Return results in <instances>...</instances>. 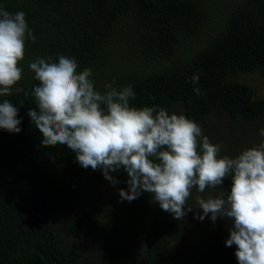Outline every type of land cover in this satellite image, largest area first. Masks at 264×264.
I'll use <instances>...</instances> for the list:
<instances>
[{
	"label": "trees",
	"instance_id": "16d2710c",
	"mask_svg": "<svg viewBox=\"0 0 264 264\" xmlns=\"http://www.w3.org/2000/svg\"><path fill=\"white\" fill-rule=\"evenodd\" d=\"M0 7L23 11L36 37L26 40L21 81L0 96L22 121L20 133L0 129V264H238L236 247L226 246L227 218L209 214V235L194 238L195 199L180 220L148 192L122 201L127 173L110 172L113 186L66 145L43 146L28 115L35 100L15 89L38 86L28 67L37 58L74 57L102 93L113 82L117 90L131 85L130 106L170 114L180 106L203 135L215 114L225 140L219 156L235 158L264 141V96L240 78L264 76V0H0ZM221 187L208 195L230 191V178Z\"/></svg>",
	"mask_w": 264,
	"mask_h": 264
},
{
	"label": "clouds",
	"instance_id": "9594fccd",
	"mask_svg": "<svg viewBox=\"0 0 264 264\" xmlns=\"http://www.w3.org/2000/svg\"><path fill=\"white\" fill-rule=\"evenodd\" d=\"M35 42L23 11L11 13L0 7V96H10L22 79L26 40ZM29 69L39 82L31 92L37 105L28 115L42 133V145H66L85 169L102 170L113 186L119 183L110 172L123 170L128 190L120 189L121 200L137 199L142 192L177 220L196 207L215 222H231L226 246L236 247L238 264H264V141L244 149L237 157L219 156L221 145L203 135L201 126L183 114L166 108L130 106L135 99L131 85L120 90L106 84L98 91L92 69L78 71L75 58L60 55L58 62L37 58ZM199 75L190 83L196 85ZM193 91L201 94L199 87ZM18 108L9 100L0 102V129L20 133ZM264 137V129L260 130ZM231 180L227 193L207 195L206 189L222 188Z\"/></svg>",
	"mask_w": 264,
	"mask_h": 264
},
{
	"label": "rangeland",
	"instance_id": "374dc122",
	"mask_svg": "<svg viewBox=\"0 0 264 264\" xmlns=\"http://www.w3.org/2000/svg\"><path fill=\"white\" fill-rule=\"evenodd\" d=\"M243 76V75H242ZM241 79H243L244 81L248 82L249 84H251L252 88L254 89V92L256 94V96L258 97H262L264 96V76L260 75L258 72H253L251 74H245L243 77L240 76ZM175 113L177 114H183V110L182 108L176 107ZM211 126H212V130H211V134L210 135H206L209 139L210 142L213 144H219L223 147V143H224V139H222V129H221V124L219 123V119L218 117L213 114L211 116ZM240 141H242L243 139H239ZM244 141V140H243ZM245 143V141L243 142ZM221 147V148H222ZM106 190L104 191L103 195L101 196V198H105L106 195ZM209 194L208 190L206 189L205 193L202 194L204 196H207ZM196 195L195 190L193 191V195L191 198L189 199H194ZM203 211L202 209L199 210V212L197 213V215H202ZM207 223L206 218L201 221L200 219L195 218V220L192 222L193 228L189 231L191 235H194V238L197 237H207L208 231L205 229V224Z\"/></svg>",
	"mask_w": 264,
	"mask_h": 264
}]
</instances>
